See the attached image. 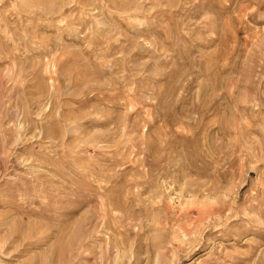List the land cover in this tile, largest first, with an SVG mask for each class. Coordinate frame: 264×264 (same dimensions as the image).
<instances>
[{"label":"rangeland","instance_id":"1","mask_svg":"<svg viewBox=\"0 0 264 264\" xmlns=\"http://www.w3.org/2000/svg\"><path fill=\"white\" fill-rule=\"evenodd\" d=\"M0 264H264V0H0Z\"/></svg>","mask_w":264,"mask_h":264}]
</instances>
